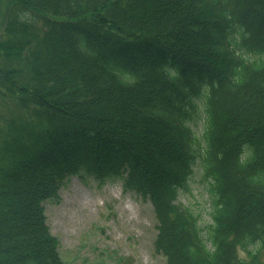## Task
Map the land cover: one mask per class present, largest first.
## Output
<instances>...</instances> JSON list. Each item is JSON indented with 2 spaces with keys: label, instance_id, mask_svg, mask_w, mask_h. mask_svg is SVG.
Here are the masks:
<instances>
[{
  "label": "trees",
  "instance_id": "obj_1",
  "mask_svg": "<svg viewBox=\"0 0 264 264\" xmlns=\"http://www.w3.org/2000/svg\"><path fill=\"white\" fill-rule=\"evenodd\" d=\"M198 167L206 226L178 201ZM79 174L152 202L167 264H264V0H13L0 264H65L44 203Z\"/></svg>",
  "mask_w": 264,
  "mask_h": 264
},
{
  "label": "rangeland",
  "instance_id": "obj_2",
  "mask_svg": "<svg viewBox=\"0 0 264 264\" xmlns=\"http://www.w3.org/2000/svg\"><path fill=\"white\" fill-rule=\"evenodd\" d=\"M11 1L0 0V33ZM179 201L199 216L203 226L212 223L209 183L201 167ZM45 208L66 264H167L155 252L159 223L153 205L126 191L120 179L100 182L86 175L74 176ZM239 255L246 258L241 250Z\"/></svg>",
  "mask_w": 264,
  "mask_h": 264
}]
</instances>
